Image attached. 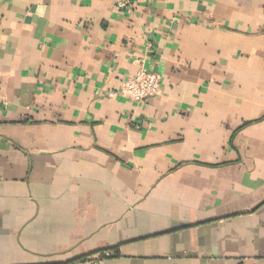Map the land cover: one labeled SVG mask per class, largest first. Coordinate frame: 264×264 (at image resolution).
I'll use <instances>...</instances> for the list:
<instances>
[{"label": "crops", "instance_id": "1", "mask_svg": "<svg viewBox=\"0 0 264 264\" xmlns=\"http://www.w3.org/2000/svg\"><path fill=\"white\" fill-rule=\"evenodd\" d=\"M0 264H264V0H0Z\"/></svg>", "mask_w": 264, "mask_h": 264}, {"label": "built area", "instance_id": "2", "mask_svg": "<svg viewBox=\"0 0 264 264\" xmlns=\"http://www.w3.org/2000/svg\"><path fill=\"white\" fill-rule=\"evenodd\" d=\"M125 4V1H121L118 6L123 7ZM137 63L138 67L135 74L121 83L118 93L127 100L140 103L158 93L160 75L144 68L141 62L137 61ZM105 255H109V252L106 251Z\"/></svg>", "mask_w": 264, "mask_h": 264}]
</instances>
